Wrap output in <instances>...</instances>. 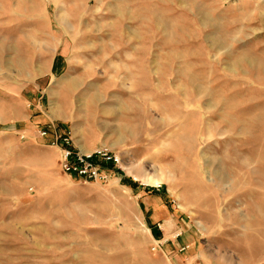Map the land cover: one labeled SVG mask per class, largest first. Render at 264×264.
<instances>
[{"label": "rangeland", "instance_id": "rangeland-1", "mask_svg": "<svg viewBox=\"0 0 264 264\" xmlns=\"http://www.w3.org/2000/svg\"><path fill=\"white\" fill-rule=\"evenodd\" d=\"M53 126L119 172L67 177ZM0 264H264V0H0Z\"/></svg>", "mask_w": 264, "mask_h": 264}, {"label": "built area", "instance_id": "built-area-1", "mask_svg": "<svg viewBox=\"0 0 264 264\" xmlns=\"http://www.w3.org/2000/svg\"><path fill=\"white\" fill-rule=\"evenodd\" d=\"M40 134L46 135L47 130H40ZM50 138L51 144L59 148L58 164L65 174L85 180L104 181L120 165L119 155L104 145L87 151L76 149L70 135L66 132H57L54 126ZM156 226L161 228V223H156ZM175 236H178L177 233ZM160 246L161 241L155 240L151 249H160Z\"/></svg>", "mask_w": 264, "mask_h": 264}, {"label": "crops", "instance_id": "crops-1", "mask_svg": "<svg viewBox=\"0 0 264 264\" xmlns=\"http://www.w3.org/2000/svg\"><path fill=\"white\" fill-rule=\"evenodd\" d=\"M72 82H74V80L70 81L68 84L65 85L67 87V89L70 86L73 85ZM63 89H65V91H67L66 88H63ZM63 89H61V90H63ZM56 109H57L56 104L53 102L51 104V113H52L51 115L54 118L60 119L62 121L68 120L69 116H67L63 111H60L59 108L57 110ZM124 109H126L125 106H124ZM123 116H124L123 122H124V120H128L129 118L133 119V117L130 115V111H129V113H127V116H126V114H123ZM38 118H39L38 120L45 121V117L43 115H40ZM119 127L121 128L119 130H117L118 128L115 129V130H113L111 128L109 129L111 135H112V133H114V135H116L115 138L114 137L111 138V136H110V139L112 140L111 143H117L118 144V143H121V142H124V141H127V142L129 141L130 142L131 141L130 140L131 139V130H130L129 126H128L127 129H126L125 125L122 126V127L121 126H119ZM61 132H64V131H61ZM81 132H82V130L80 131L78 128H76L74 126L71 128V132L70 133H71V135L73 137L72 144L74 145V147L76 149H79V150H82V151H87V150H91V149L97 147L98 145H101L104 142H106V139H104V137H105L104 136V132L102 130H101V133H103L102 137H101V135L95 133L96 134V136H94L95 139H91L90 138V134H91L92 131L90 130L89 127H87V126L84 127L83 133H81ZM78 134H80V135H78ZM85 135L86 136L88 135V137L85 138ZM121 138L125 139V140H122L121 142H118L119 140H121ZM54 152H55V162L58 165V160H59L60 153H59V148L57 146H55ZM65 175L67 177H71V175H68V174H65ZM144 198H145L146 204L147 205L150 204L153 207V209H154L153 220H152L153 224H150L151 227H153V229H154L156 223L163 224L162 222H159L158 220H156V218H158L160 216H166V212L167 211L165 210V208L158 201V199H159L158 197L152 198L150 195H146ZM149 236L152 239V241L159 240L161 242H163V241L167 242L169 240V238H170L171 242L175 241L174 244H175L176 249H178V247L182 246V244H183L182 242L180 243L177 240V238H175L176 237L175 235H149Z\"/></svg>", "mask_w": 264, "mask_h": 264}, {"label": "bare ground", "instance_id": "bare-ground-1", "mask_svg": "<svg viewBox=\"0 0 264 264\" xmlns=\"http://www.w3.org/2000/svg\"><path fill=\"white\" fill-rule=\"evenodd\" d=\"M247 170H248V167H247ZM145 174H146V172H145ZM217 175H219L218 180L221 182L223 179L222 177H224L222 174V171H218ZM160 179H161V177L159 175H156V174L147 175L144 177V181H146L150 184H157L160 181Z\"/></svg>", "mask_w": 264, "mask_h": 264}, {"label": "trees", "instance_id": "trees-1", "mask_svg": "<svg viewBox=\"0 0 264 264\" xmlns=\"http://www.w3.org/2000/svg\"><path fill=\"white\" fill-rule=\"evenodd\" d=\"M117 172H119V170H117ZM154 233H155V235H159V232H157L156 230H154Z\"/></svg>", "mask_w": 264, "mask_h": 264}]
</instances>
